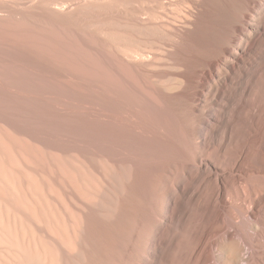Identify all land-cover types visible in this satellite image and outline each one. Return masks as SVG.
<instances>
[{"label":"bare ground","instance_id":"bare-ground-1","mask_svg":"<svg viewBox=\"0 0 264 264\" xmlns=\"http://www.w3.org/2000/svg\"><path fill=\"white\" fill-rule=\"evenodd\" d=\"M0 264H264V0H0Z\"/></svg>","mask_w":264,"mask_h":264},{"label":"rangeland","instance_id":"rangeland-1","mask_svg":"<svg viewBox=\"0 0 264 264\" xmlns=\"http://www.w3.org/2000/svg\"><path fill=\"white\" fill-rule=\"evenodd\" d=\"M63 79L66 80V81H71V82H77V81H79L77 78L72 77L70 75H68L66 77H63ZM47 96L49 98L57 97V98L62 99L64 101H71V99L68 97V94L65 93L64 91L48 93ZM79 105H80V107L78 109L80 110V108H81L80 111H94L97 108V106H95V105H93V104H91L89 102H85V101L84 102H80ZM95 135H96L95 129H88L87 132H86V134H85V137L87 139H89V140H93L95 138ZM164 200H165V197L162 196L161 197V201H164Z\"/></svg>","mask_w":264,"mask_h":264}]
</instances>
